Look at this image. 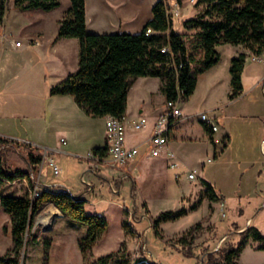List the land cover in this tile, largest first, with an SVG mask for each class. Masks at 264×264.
I'll use <instances>...</instances> for the list:
<instances>
[{
    "label": "rangeland",
    "instance_id": "rangeland-1",
    "mask_svg": "<svg viewBox=\"0 0 264 264\" xmlns=\"http://www.w3.org/2000/svg\"><path fill=\"white\" fill-rule=\"evenodd\" d=\"M100 1L86 0L90 14H99ZM170 1L172 5L176 4L175 0ZM176 1L182 5V18H176L174 28L181 33L183 21L195 14V4L189 0ZM70 6V0H62L61 7L52 14L42 10L24 12L10 0L5 26H0V32L5 29L16 32L27 25L28 20L37 21L41 16L50 15V20L45 23V32L50 35L53 26L57 25L56 20L61 19ZM110 32L114 29L101 33ZM31 56L0 57V136L21 142L18 148H0L2 165L27 169L28 149L24 145L33 142L44 157L47 152V156L53 157L62 169L60 175H55L52 167L42 163L37 181L40 183V177L47 174L50 185H55L59 191L69 189L83 196L89 200L87 213L104 216L109 229L85 260L78 239L87 233V226L61 216L58 209L46 204L36 217L30 241L22 252V264H44L45 241L50 239L53 245L49 264H99V259L108 256L111 258L107 264H140L141 261L148 264H208V255L220 257L222 251L236 247L244 237L248 241L239 264H264V250H260L262 242L249 237L253 229L264 236V153L260 148L264 135L258 131V123L228 125L232 136L229 145L224 141L225 130L220 121L221 130L213 141L201 119L203 113L212 119V104L198 90L190 102L186 99L181 103L184 114L192 115L177 127L175 135L179 141L176 150L182 163L180 168L161 167L156 176L148 175L146 171L140 176L132 175L126 167H113L109 161L89 160L91 151L84 147L78 155L50 149L56 141V133L52 134V122L44 120L42 115L50 104L51 84L64 76L67 69L56 63H49L47 68L37 50ZM258 97L254 102L257 106L260 103ZM186 134L193 136L192 143L183 144L181 136ZM222 150L226 152L219 158L216 152ZM87 167L96 175L92 181H87L85 175L82 178ZM190 172L197 175L196 181L188 178ZM176 173L180 174L178 180ZM202 180L214 186L227 201H210ZM0 191L18 197L30 188L26 180H17L6 182ZM197 204H200L199 208L192 210ZM182 209L188 210L187 216L176 222L163 223L158 231L155 230L154 220L161 213ZM51 210L56 214L49 222H43L41 219ZM9 220L0 207V255L13 246L12 237L3 233V226ZM125 222L129 229H124ZM192 227V232L187 235ZM184 238L187 243L181 242Z\"/></svg>",
    "mask_w": 264,
    "mask_h": 264
},
{
    "label": "trees",
    "instance_id": "trees-1",
    "mask_svg": "<svg viewBox=\"0 0 264 264\" xmlns=\"http://www.w3.org/2000/svg\"><path fill=\"white\" fill-rule=\"evenodd\" d=\"M10 0H0V26L3 25ZM21 11L42 10L51 12L62 5V0H14ZM71 6L59 21L57 38L79 40V70L69 75L50 89V95H71L86 115L105 118L109 115L125 117L128 96L137 78H161L162 92L166 100L177 99L180 92L184 100L195 92L199 77L220 61L217 47L220 45L243 46L253 56L264 54V0H196L195 14L183 21V32H176L175 19L168 15L165 0L157 1L153 8V18L138 34L129 32L90 33L87 26L86 0H70ZM148 29L153 34L146 35ZM164 47L169 48L163 53ZM248 54L234 58L230 74L232 92L230 99L239 98L243 91L242 76ZM205 124L207 132L212 131ZM21 142L0 136V148H18ZM28 149L27 169H11L2 165L0 157V187L6 182L26 180L30 191L23 196L4 195L0 191V207L9 216L3 226L4 235L12 237L13 246L0 256V264H22V252L27 247L36 217L46 204H52L64 216L87 226V233L78 239L83 258L88 260L101 237L108 231L109 222L97 213L89 214L87 201L81 195L69 190H58L55 185H44L37 181L44 155L37 146L25 144ZM227 147V145H226ZM97 156L108 155V145L96 148ZM206 187V197L210 201L224 199L217 189L202 180ZM36 185L41 188L39 196L31 198ZM200 204L192 207L198 209ZM188 210L161 213L154 220L158 231L163 223L176 222L188 215ZM192 227L188 232H192ZM124 229H129L127 222ZM249 237L262 242L264 236L253 229ZM35 239V238H34ZM244 237L236 247L222 251L220 257L208 255V264H239L238 260L247 246ZM187 243V239L181 240ZM52 240L45 241L44 264H49ZM111 256L99 259V264H107ZM140 264H148L142 263Z\"/></svg>",
    "mask_w": 264,
    "mask_h": 264
},
{
    "label": "crops",
    "instance_id": "crops-1",
    "mask_svg": "<svg viewBox=\"0 0 264 264\" xmlns=\"http://www.w3.org/2000/svg\"><path fill=\"white\" fill-rule=\"evenodd\" d=\"M157 1L159 0H101L99 14H97L98 12L96 14H90L87 7L88 31L90 33L103 34L101 32L114 29V32L110 33L129 32L138 34L142 31L146 23L153 18L152 8ZM167 1L171 4L170 0ZM174 3H177V1L175 0ZM53 12L47 13L52 14ZM49 20L50 15H44L37 21L28 20L27 25L21 27L16 32L7 31V29H5L6 31L0 32V57L31 58L32 52L37 50L43 56L45 60L44 66L47 68L49 67V63H56L57 66L67 69L64 76H61L59 80L53 81L51 84L52 88L79 70L80 47L78 39L57 38L60 19L56 20L58 26H53V31L50 35H47L45 32V23ZM99 22L105 26H100ZM4 23L1 26L4 27ZM19 38L24 40V46L22 48L14 46V40ZM35 38L41 41L42 45L40 47H34L31 44V40ZM217 50L220 53V61L199 77L196 90L188 99L190 102L198 90H201L203 97H207V100L211 101L209 103L212 104L210 108L212 119L209 120L218 129L217 131L212 129L211 132L205 131L211 135L214 141L216 134L221 130L219 122L222 121V128L225 130L224 141H228L230 145L232 136L229 132L230 128H228V125L235 123H249L252 125V122H256L260 126L258 131L261 130V134L264 135V54L261 56V61H253V55H250L241 45H220L217 47ZM243 53L248 54L242 76L243 91L239 98L231 100V63L234 58ZM162 84L163 82L159 77L137 78L128 96L126 117L129 119H145L149 123L148 127L142 132H136L131 128L127 131V147L132 148L138 146L141 149L140 155L137 158L122 166L126 167L132 175L140 176L142 172L146 171L145 173L148 175L156 176L162 169L161 167L172 170L170 168V158L166 154L151 158L147 152V141L153 133L154 124L166 107L167 100L161 89ZM49 96L50 104L46 107L42 116L44 120L52 122L54 128L52 134L56 133V141L52 144L53 148L50 149L57 151L67 150L72 152V154L75 153L74 155H78L81 147L87 148V151H94L96 148H103L107 145L106 117L92 118L86 115L71 95L51 96L49 92ZM257 97L260 100L259 106L254 104ZM191 115L184 114L183 112L182 120L170 129L169 150L176 155L179 162L180 160L176 150V145L179 144V141L175 136L176 132H178L177 127L181 126ZM205 123L209 124L208 122ZM181 137L183 144H190L194 139H192L193 136L188 134ZM62 139L66 140V144L62 142ZM31 144L33 145L34 143L32 142ZM260 148L264 153V138L261 141ZM226 150H222L221 153L216 152V155L220 158L221 154L225 153ZM90 171L89 167H87L82 178L85 175L84 177L87 181H92V178L96 177V175L92 170ZM40 183L50 185L49 175H42L40 177ZM72 193L75 194L74 192ZM237 193L240 194V192ZM223 200L227 201V197H224ZM48 205L51 206L52 204ZM54 208L56 207L54 206ZM58 212L61 216H64L59 209ZM53 213L56 214L54 210H51L43 222H49V219L52 218L49 216Z\"/></svg>",
    "mask_w": 264,
    "mask_h": 264
},
{
    "label": "built area",
    "instance_id": "built-area-1",
    "mask_svg": "<svg viewBox=\"0 0 264 264\" xmlns=\"http://www.w3.org/2000/svg\"><path fill=\"white\" fill-rule=\"evenodd\" d=\"M168 5V15L172 18H182V5L180 3H176L174 5L170 4L167 0H165ZM190 3H194L196 0H189ZM154 31L152 29H148L146 35L153 34ZM31 44L34 47H40L42 45L41 41L38 38L32 39ZM14 46L17 48H22L24 46L23 39H15ZM163 53H168L169 48L164 47L162 49ZM253 61H261V56H252ZM184 100L183 93L180 92L177 99L169 100L166 102V107L164 112L157 118L153 133L151 137L148 139V155L151 158L160 157L163 154H166L170 158V168L173 170H177L180 168L181 163L177 160L176 155L169 150V141H170V129L172 126L177 124L183 118V111L181 108V103ZM201 119L203 122H208L214 131H217V126L213 124L207 115V113H203L201 115ZM106 122V139L108 145V155L105 158H101L95 154L94 151H91L88 154L89 160H97L102 162H108L113 167H122L129 163L131 160H134L140 155V147H127V131L131 128L136 132H141L145 130L149 123L145 119H129L126 116L119 118L115 116H107L105 118ZM62 142L66 144V140L62 139ZM47 152L45 153V157L43 163H47L50 167H52L55 175H60L62 172L59 164L50 156H47ZM176 179H180V174H175ZM188 178L192 181L197 180V175L193 172L188 173ZM41 189L36 187L35 191L31 193V198L35 199L39 196V192Z\"/></svg>",
    "mask_w": 264,
    "mask_h": 264
},
{
    "label": "bare ground",
    "instance_id": "bare-ground-1",
    "mask_svg": "<svg viewBox=\"0 0 264 264\" xmlns=\"http://www.w3.org/2000/svg\"><path fill=\"white\" fill-rule=\"evenodd\" d=\"M56 212V211H55ZM55 213L51 214L49 217H53ZM44 219H46V217H43L41 220L43 221ZM50 220V219H49Z\"/></svg>",
    "mask_w": 264,
    "mask_h": 264
}]
</instances>
